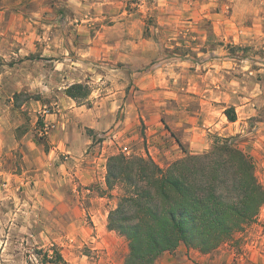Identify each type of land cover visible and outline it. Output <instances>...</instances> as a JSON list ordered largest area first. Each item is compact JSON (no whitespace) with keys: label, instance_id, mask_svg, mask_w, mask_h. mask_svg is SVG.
I'll return each mask as SVG.
<instances>
[{"label":"crops","instance_id":"obj_1","mask_svg":"<svg viewBox=\"0 0 264 264\" xmlns=\"http://www.w3.org/2000/svg\"><path fill=\"white\" fill-rule=\"evenodd\" d=\"M126 6V0H0V176L22 183L23 176L38 183L40 178L69 182L73 202L67 208L60 204L59 213L68 241L50 244L60 246L67 264H123L127 253L122 239L107 229L106 208L100 203L86 210L73 206L80 194H89L85 186L104 181L98 162L94 167L85 164L90 161L85 153L91 143L85 128L94 135L104 132L123 104L127 119L136 116L151 125L163 119L162 127L166 125L176 137L173 141L198 154L210 147L212 138H229L241 131L239 111L242 119L250 116L248 98L239 94L253 72L235 63L227 46H243L264 34V0L188 1V16H171V23L158 21L155 34L145 32V9L139 14ZM211 7H220L221 14L209 17ZM247 7L251 24L243 20L242 8ZM208 20L211 32L196 35L195 24H209ZM164 24L187 28L167 33L161 29ZM166 49L174 50L171 60L163 58ZM195 52L207 56L201 64L194 62ZM130 82L140 89L134 99ZM75 83L90 87L87 105L64 94ZM53 89L59 91L55 112L40 117L50 131L45 144L38 143L30 130L21 131L25 114L15 109L27 105L39 114ZM231 107L237 113L234 122L224 114ZM151 125V140L157 142L164 133ZM22 164L26 170L14 174ZM59 199L64 200L63 195ZM102 199L96 196L92 201ZM16 227L1 226V251L13 244ZM238 257L226 244L210 253L180 244L155 264H237ZM240 259L239 264L264 263V256L255 254Z\"/></svg>","mask_w":264,"mask_h":264},{"label":"rangeland","instance_id":"obj_2","mask_svg":"<svg viewBox=\"0 0 264 264\" xmlns=\"http://www.w3.org/2000/svg\"><path fill=\"white\" fill-rule=\"evenodd\" d=\"M188 1L194 2L195 0H126V7L127 10L134 9L139 14H144V12L140 11L141 9H145L147 17L145 19L147 24V26L145 25V32L149 34L154 32L155 34L154 28L158 26V21L171 23V16H188V9L185 8ZM217 1L221 2L222 0ZM246 1L250 2L252 0ZM221 11L220 7H211L210 11L207 12L209 13V17H216V15L221 14ZM225 11L230 12L231 9H226ZM242 12L245 24H251V18H246V15H252L250 8H242ZM224 15H228L227 12ZM211 21L208 20L209 24H202L201 26L195 24L194 29L196 28V30L194 33L196 35L210 33L212 30ZM164 25L160 27L167 33L169 31L184 32L182 29L184 28L185 30L187 28L186 24ZM261 28L264 32V22ZM257 36L253 42L250 41L243 46H227L229 57L235 63L245 64L248 67L247 69L253 72L248 76V82L245 80L243 94L238 93L240 97L246 96L248 98L245 103L250 104V116L242 119V113L239 111L241 119L239 123H243L242 129L228 139L251 158L255 167V175L264 187V34H258ZM167 42L170 41L167 40ZM172 51L174 50L166 49L163 58L171 60L170 58L175 56L172 54ZM177 56L180 57V55ZM206 57L203 55L198 56L197 52H195L192 58L194 62L200 63ZM200 73L203 72H196V74ZM128 74L126 73V78H128ZM136 77L134 76L133 80ZM130 85H133L131 97L134 99V96H139L137 92L140 89L135 86V83L130 82ZM53 90L51 99L40 108L39 114L36 112V115H34V110H29L27 105L15 109L25 114L24 118H22V122L24 123L21 126V131L30 130L32 132L31 137L38 143L45 144L47 133L50 131V126L44 125L40 117H42V114L55 112L56 106L54 102L57 100L59 91L57 89ZM126 94H128V91H126ZM83 104L87 105L85 102ZM19 106L22 105L20 104ZM31 109H33V105H31ZM228 109L234 110L232 107ZM29 111L30 115H27ZM235 115L237 120L236 112ZM160 121L164 123L163 119H160ZM160 121L156 120L151 125L150 123L146 124L145 120L136 116L128 117L127 119L124 106L121 104L116 112L114 123L107 130L101 132L99 135H94L85 128V134L91 139V143L87 146L85 153V156L87 155L90 161L88 163L85 162V164L89 167H94L98 165L96 164L98 162V168H102V174L104 173L102 175L100 172V176H104V181L100 180L85 186L84 188H86L85 190H89L87 192L89 194H80L79 201H76L73 206H76L79 210H86L90 206H98V203H100L108 211L116 206L118 190L114 189L110 192L111 194L105 192L106 163L108 157L111 155L123 153L126 156H145L149 154L158 165L166 167L176 159L183 157L184 152L190 153L185 144L177 140L179 145L173 141V138H176L175 135L166 125L162 127ZM150 125L154 130L158 129L159 132L164 133V136H159V141L157 142H152L151 140L152 136L149 134ZM18 133L20 134V131ZM215 138H212V143L208 149L198 154L210 150ZM23 142L25 143V141ZM23 142L20 143L21 146ZM17 168L14 174L22 175V172L26 170L25 164L17 166ZM23 180L24 183L17 180L8 181L3 179V176H0V228L1 226L7 228L12 224L18 227V230H13L12 232L13 244H11L10 248L7 251L0 250V264H26L28 260L36 263L38 257L35 255V249L46 250L51 246V243L68 241L65 238L67 233L62 231L63 217L59 216V213L63 207H71L73 202L71 200L73 192L71 191L69 182H57L53 180L48 183L46 180L42 178L39 180L38 178L40 181L38 183L37 180L29 181L25 176H23ZM62 195L64 200L59 199ZM96 196L103 199L100 202H93L92 199ZM26 228L30 230V235L32 236H28ZM1 234L2 232L0 231ZM118 237L123 241L122 248H127L128 252L126 240L120 235ZM223 244L237 251V254H239L237 264L241 262L240 258L244 257V255L255 254L257 257L259 255L264 256V205L260 208L256 218L252 222L235 232ZM4 255H8L10 260H5L7 257L4 258Z\"/></svg>","mask_w":264,"mask_h":264},{"label":"trees","instance_id":"obj_3","mask_svg":"<svg viewBox=\"0 0 264 264\" xmlns=\"http://www.w3.org/2000/svg\"><path fill=\"white\" fill-rule=\"evenodd\" d=\"M64 94L82 103L90 87L75 83ZM224 114L228 121L236 120L233 109ZM105 186L108 194L119 192L107 229L127 242L124 264H155L180 244L209 253L252 222L264 205L253 161L228 138L216 137L210 150L184 152L166 167L148 154L111 155ZM34 252L38 261L26 264H67L55 244Z\"/></svg>","mask_w":264,"mask_h":264}]
</instances>
